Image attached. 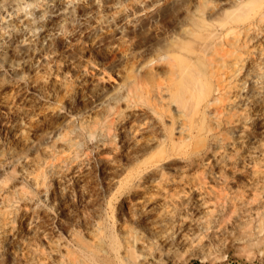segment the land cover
I'll return each mask as SVG.
<instances>
[{
	"label": "rangeland",
	"instance_id": "obj_1",
	"mask_svg": "<svg viewBox=\"0 0 264 264\" xmlns=\"http://www.w3.org/2000/svg\"><path fill=\"white\" fill-rule=\"evenodd\" d=\"M170 1L0 0V117L11 127L4 131L0 127V211L7 216L0 228L2 264H95L92 254L93 258L98 255L92 245L99 225L107 229L105 243L112 256L109 264H118L112 249L118 245L117 236L123 235L119 225L126 216L125 210L119 211V203L135 196L127 192L131 184L153 192L158 182L171 192L179 189L178 194L186 197L174 203L182 212L181 220L185 217L187 222L178 224L175 233L167 230L164 241L150 238L151 245L146 248L149 258L144 264H264V219L256 215L261 210L253 200L252 185L230 183L225 187L213 181L205 172L211 156L184 176L166 167L152 181H139L135 171L158 146H151L138 159L126 160L122 138L113 133L92 136L73 118L78 110L86 114L91 110L96 119L104 120L122 109H112L111 104L109 109V104H104L105 110L100 111L101 106L92 107L90 99L84 106L73 90L81 86L82 76L90 83L102 68L112 69L118 62L119 51L109 44L107 34H115L124 25L123 20L113 19L119 12L134 19L137 29L126 37V46L132 52L145 50L142 58L154 57L155 43L176 35L188 15L199 25L217 29L213 44L219 42V55L210 65L221 67L220 56L230 65L228 55H238V67L249 68L264 52V42L256 46L234 27L222 32L223 23L234 24L235 16L259 8L264 0H178L166 6ZM161 7L165 8L155 13ZM142 8L153 14L142 18ZM255 26L264 33V23ZM195 44L199 48L204 42L199 39ZM156 72L151 83L164 82L168 74L161 69ZM120 79L112 75L105 88L111 91ZM251 86L249 80L234 92L247 94ZM27 108L34 109L32 123L23 114ZM96 109L99 112H94ZM249 109L246 115L254 118V110ZM68 116L72 125L65 121ZM16 123L21 128L15 127ZM101 158L109 160L100 164ZM188 187L195 189L193 194L188 193ZM198 195L204 205L184 216L186 206L192 209ZM235 208L243 217L234 223L229 220L235 217ZM97 210L101 211L99 216ZM83 216L92 222L91 229L76 221ZM167 223L171 225V220ZM125 224L131 226L132 222ZM67 231L74 235L72 242L80 245L64 248ZM44 233L50 235L52 248Z\"/></svg>",
	"mask_w": 264,
	"mask_h": 264
},
{
	"label": "bare ground",
	"instance_id": "obj_2",
	"mask_svg": "<svg viewBox=\"0 0 264 264\" xmlns=\"http://www.w3.org/2000/svg\"><path fill=\"white\" fill-rule=\"evenodd\" d=\"M177 3L178 0H172L166 6ZM135 8L139 9L137 6ZM164 8H158L155 13ZM141 10L142 18L153 14L144 12V8ZM257 17L258 23H264V5L238 14L234 19L237 21L230 26L223 23L222 32L234 27L238 33L243 32L251 38L253 44L260 46L264 42V33L261 27L255 26V23L258 24ZM113 19L124 21L122 28L115 34H107L109 44L119 51L118 62L113 64L112 69L102 68L91 78L90 83L82 76L81 86L73 90L78 92V101L84 106L90 99L92 107L101 106L100 111L105 110L104 104H109V109L111 106L112 109L122 106V109L116 116L104 120L96 119L91 110L88 114L78 110L73 113V118L78 121L79 128L95 137L113 133L122 138L126 143V160L130 161L146 154L151 146H158L159 149L145 157L144 164L135 171L137 179L143 182L152 181L166 167H173L175 173L184 176L187 170L198 167L204 158L211 156L205 169L208 177L225 187L230 183L252 185L251 193L254 192L255 196L253 200L256 201L257 209L261 210L256 215L264 219V52L254 59L253 66L249 68L238 67V55H228L230 65L226 61L227 58L221 56V67L210 65L215 63L216 56L219 55L216 47L219 42L214 41L213 44L217 29L199 25L194 16L188 15L184 26L179 27L180 31L171 39L157 41L154 57L146 59L142 58L145 50L132 52L128 51L126 46V37L137 29L134 19L126 12H119ZM199 39L204 45L198 48L195 43ZM159 69L168 76L164 82L152 84L150 79L157 75L156 71ZM112 75L121 78V81L110 91L105 85ZM249 80L252 86L247 94L240 90L234 92V88L245 87ZM249 107L254 110V118L246 115L251 111ZM207 112L210 113L209 116ZM23 114L29 118L30 123L35 119L32 108L25 109ZM71 118L68 116L65 119L69 125L73 123ZM0 127L3 131L11 129L2 117ZM15 127L21 128L20 123H16ZM200 139L202 144L199 145ZM117 153H120V149ZM116 155L112 156L113 160ZM108 160L109 158H101L100 164ZM246 167L249 169L245 170ZM166 187L158 182L156 190L150 192L138 189L135 183L128 186L127 192H133L135 196H127L119 203V211L125 210L126 216L122 217L123 222L119 225L123 235L117 236L118 245L112 249L113 258L118 264H144L149 258L146 248L151 245L150 238H161L164 241L167 230L175 233L178 224H186V218L181 220L182 212L175 204L177 198L186 197L178 194L179 189L171 192ZM187 189L190 195L194 193L195 189L192 187ZM160 193L163 194L162 197H159ZM202 200L203 197L198 195L191 205L193 210L186 206L187 213L183 215H188L199 205H204ZM234 211L235 217L232 216L229 221L235 223L243 215L239 212L240 209L235 208ZM96 214L99 216L101 211L97 210ZM247 216L249 218L250 213ZM6 219V214L0 211V228L4 226ZM168 220H171V225L167 223ZM76 221H81L87 229L92 228V222L84 216ZM128 221L132 222L131 226L125 224ZM133 225L137 226L138 231ZM189 226L191 228V224ZM99 228L103 231L99 232ZM98 229L94 233L96 242L92 247L101 259L95 256L93 258L92 254V261L95 264H109L112 256L105 243L107 234L104 231L107 229L101 225ZM249 230L252 231V228ZM66 233L69 239L65 243V249L70 245H80L79 242H72V233ZM144 234H148L149 238ZM43 238L52 248L50 235L44 233ZM56 242L59 243L60 238L56 239Z\"/></svg>",
	"mask_w": 264,
	"mask_h": 264
}]
</instances>
